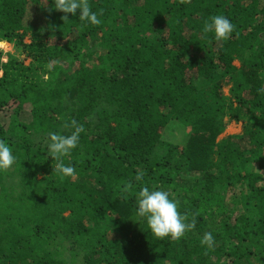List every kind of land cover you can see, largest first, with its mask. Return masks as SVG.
<instances>
[{"label":"trees","instance_id":"obj_1","mask_svg":"<svg viewBox=\"0 0 264 264\" xmlns=\"http://www.w3.org/2000/svg\"><path fill=\"white\" fill-rule=\"evenodd\" d=\"M51 2L0 0V140L17 157L0 171V264H264V0H88L99 25ZM215 15L226 41L203 31ZM72 120L66 177L46 144ZM144 186L195 227L156 238Z\"/></svg>","mask_w":264,"mask_h":264},{"label":"clouds","instance_id":"obj_2","mask_svg":"<svg viewBox=\"0 0 264 264\" xmlns=\"http://www.w3.org/2000/svg\"><path fill=\"white\" fill-rule=\"evenodd\" d=\"M50 9L62 11L66 15L63 19H68L67 14L78 18L86 24L99 25L101 20L95 11H92L88 0H52ZM102 14V13H101ZM235 25L224 15L212 16L210 21H206L203 31L213 33L214 38L219 41H226L234 32ZM65 128H72L70 134L58 132L48 133L46 151L48 156L57 161V170L66 177H73L76 168L71 164L64 163V157L79 145L80 133L84 131L83 126H78L76 120L65 124ZM12 148L3 140H0V171L11 169L16 163ZM136 181L143 179V172L135 177ZM131 185H125V190ZM137 216L146 220L152 234L159 239L171 238L180 240L187 231L195 227V221L187 222V217L179 211V202L171 196L168 190L148 186L142 187L137 195ZM214 237L211 232L205 233L202 243L211 245Z\"/></svg>","mask_w":264,"mask_h":264},{"label":"rangeland","instance_id":"obj_3","mask_svg":"<svg viewBox=\"0 0 264 264\" xmlns=\"http://www.w3.org/2000/svg\"><path fill=\"white\" fill-rule=\"evenodd\" d=\"M0 48H2L3 50H6V51H9L11 52L10 50L12 49V47H8L6 44L1 46L0 45ZM10 48V49H9ZM15 53L16 56L18 57H25L26 53L25 52H20V53H17L16 51H13ZM237 64V62H235ZM229 88H230V84H227L225 87H224V92L225 94H228L229 93ZM238 130V127L236 125H234L232 122L227 126V128L223 131V133L220 134L219 137H222V136H225V135H231V134H234L236 133Z\"/></svg>","mask_w":264,"mask_h":264}]
</instances>
